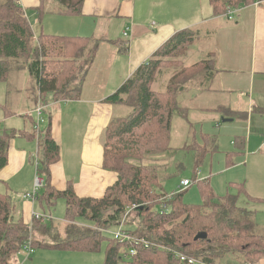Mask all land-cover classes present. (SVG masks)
Instances as JSON below:
<instances>
[{"label": "trees", "instance_id": "16d2710c", "mask_svg": "<svg viewBox=\"0 0 264 264\" xmlns=\"http://www.w3.org/2000/svg\"><path fill=\"white\" fill-rule=\"evenodd\" d=\"M84 1L40 0L35 10L41 17L52 12L48 4L53 2L57 4L55 12L78 16ZM209 1L215 15L227 16L230 9H238L234 13L237 14L262 0ZM36 28L20 0H0V83L7 84L9 96H26L34 112L27 116V129L0 128V172L8 164L12 139L22 136L35 141L36 152L28 159L36 164L44 185L34 200L47 209L64 200L67 226L65 237H60L56 228L48 225L53 220L50 213L40 214L49 217L48 224L44 223L48 226L37 224L45 220L35 216L36 224L25 223L21 201L6 186L0 191V264H12L13 257L23 252L26 244L34 249L93 253L104 242V264L123 261L129 249L137 251L131 256V264H190L181 260L180 254L207 264H259L264 258V228L258 225L263 199L246 196L242 183H230L236 191L218 195L208 179L198 177L192 180L200 185V203L184 201L190 187H179L170 197L165 191L166 182L185 168L179 151L171 145L173 119L184 112L179 96L194 84L208 86L215 77V52L202 45L197 48L203 31L193 27L177 31L115 93L105 98L106 102L124 104L132 110L125 116L114 117L102 133L104 168L116 172L118 179L102 198H96L79 197L73 183L65 190L53 186L51 166L60 160L61 152L52 134L48 106L53 101L81 97L100 39L47 34L42 29L37 32ZM111 41L119 44L121 51L129 49V42ZM194 46L201 54L196 60L191 55ZM165 71L168 76L162 80ZM26 74L29 81L22 86ZM9 105L0 104L7 117L17 114ZM38 107L43 110L37 116ZM245 138H236L237 152H244ZM203 139V144L191 142L197 166L217 149L214 137L205 135ZM150 155H166L169 162L150 166L145 161ZM128 210L130 218L126 224L136 228L128 229L131 240L122 242L113 237L111 229L120 225ZM78 218L100 227H80L76 224ZM36 227L42 230V238H35Z\"/></svg>", "mask_w": 264, "mask_h": 264}, {"label": "crops", "instance_id": "0c3cea01", "mask_svg": "<svg viewBox=\"0 0 264 264\" xmlns=\"http://www.w3.org/2000/svg\"><path fill=\"white\" fill-rule=\"evenodd\" d=\"M20 4L33 27L47 34L100 39L81 97L53 101L48 106L52 114V134L61 152L60 160L51 166L52 184L57 190H65L73 183L79 197L102 198L108 187L117 181L118 174L104 168L102 133L114 117L125 116L128 107L106 102L105 98L115 93L164 41L181 29L193 27L207 32L213 30V45L208 47L215 52L216 72L208 86L194 84L179 96L184 112L173 119L171 142L176 134L178 142H187V137L191 142L196 140L194 119L199 115L211 116L218 127L222 120L232 123L227 126L234 125L235 138L246 137V146L244 152L236 149L229 152V163L237 156H246L244 162L236 166L251 164L252 169L242 181L230 183H242L246 196L264 200V0L241 9L234 24L228 21H234L235 17L230 20L227 16L215 15L209 0H85L82 14L78 16L55 12L57 4L52 2L48 4L55 5L52 12L41 17L35 10L40 0H20ZM126 29L129 32L124 36ZM222 31L226 32L225 37ZM116 39L129 42V49L121 51L119 44L111 41ZM28 81L26 74L22 86ZM6 102L17 114L7 117L5 108L0 107V128L27 129L30 126L27 116L34 115L32 105L26 102V96H9L7 84L0 83V104ZM209 137L215 138V135ZM254 137L259 146L252 148ZM215 140L219 148V137ZM36 149L35 141L15 137L11 141L8 164L0 172V191L7 186L17 195L24 209L25 223L31 226L36 224L35 214L52 216V209L24 196L34 187L37 168L28 157L33 156ZM251 149L255 152L249 153ZM235 191L226 187L221 193L215 192L224 195ZM59 203L64 205L65 213L64 200L56 206ZM259 218L263 223L264 211L259 213ZM46 220L37 224L43 225ZM47 224L44 225L55 227L53 220ZM260 226L264 228V224ZM127 229L133 228L128 225ZM36 230V234H42L40 228ZM259 264H264V258Z\"/></svg>", "mask_w": 264, "mask_h": 264}, {"label": "rangeland", "instance_id": "374dc122", "mask_svg": "<svg viewBox=\"0 0 264 264\" xmlns=\"http://www.w3.org/2000/svg\"><path fill=\"white\" fill-rule=\"evenodd\" d=\"M59 5V4H58ZM55 6V5H54ZM53 4L48 5L49 9L54 8ZM235 20L234 21H227L231 24H234L236 18L238 17L237 14H234ZM38 32V29L36 28ZM203 36H201L200 40L198 41L197 48L199 46L208 47L210 44L213 45L212 36L215 35L213 30L212 32L207 33V30L203 29ZM222 37L226 36V32L222 31ZM35 41V40H34ZM195 48V46H194ZM193 49L191 55L193 54V60H196L201 57V54L197 53L199 49ZM168 74L166 71L164 72V77L162 80H165ZM157 87L158 86H154ZM9 107H12L9 105ZM13 108V107H12ZM131 107L128 106L127 114L131 112ZM126 114V115H127ZM193 117V114L191 115ZM211 116L207 115H199L198 118L194 119V122L197 125V133H196V140L203 144V135L212 136L215 135V138L218 139L219 137V148L215 151H211L204 159L203 163H200L198 166L196 164V155L195 151L193 150V143H191L190 138L187 137V142H178L179 135L176 134L172 140V146L179 151V156L182 159V162L185 165V168L179 172L174 177H171L165 185V191L170 193L179 189V184L181 180L187 179H194L198 177L199 180L209 179L210 184L215 188L216 192L222 191V189H226V187L232 189L230 187V181L237 182L242 181L243 177L246 172L252 169L251 164H241L236 166L237 163L244 162L246 159L245 157L237 156L232 160V164L229 163L228 160V153L234 151L236 148L234 142H236L235 138V131L234 125L227 126L228 124H232L230 122H224L222 120V125L217 126L214 120L211 119ZM177 127V125H175ZM175 133H177V128H175ZM247 139H250V136L246 135ZM184 143V144H183ZM251 146L252 148L259 146V142L256 137L251 139ZM259 151V148H258ZM250 152H255L254 149H251ZM247 153V154H249ZM246 154V151H245ZM146 163L150 166H160L162 164H166L169 162V158L166 155H150L148 157ZM173 163V159H171ZM144 163V161H143ZM185 202L191 203H199L202 202V191L200 185L198 183L193 184L185 193L184 195ZM264 211V206L263 210ZM128 216L130 214V210L127 212ZM52 218L53 223L55 225L56 231L59 232L60 237L64 236V230L67 226V222L64 219V205L59 203L55 208H52ZM130 217H128L129 219ZM261 219H258V225H263L260 223ZM127 223V220H126ZM76 224L80 227L90 228L92 230L96 229V227H100L93 222H88L82 218H78L76 220ZM129 225V224H128ZM126 224V228L128 226ZM134 230L136 228L135 225H129ZM117 227V226H116ZM261 227V226H260ZM262 228V227H261ZM111 229V234L113 233ZM105 234L112 236L110 233L106 232ZM35 238H42V234L39 236L38 234H34ZM106 245L107 243L104 242L101 246V249L96 252H85V251H67V250H47L43 248H35L34 253L32 255H28L26 252H20L13 257L12 264H104L105 254H106ZM132 261L131 257L125 256L123 261H119L117 264H131ZM230 264H235L234 261H229Z\"/></svg>", "mask_w": 264, "mask_h": 264}, {"label": "built area", "instance_id": "2783aa9c", "mask_svg": "<svg viewBox=\"0 0 264 264\" xmlns=\"http://www.w3.org/2000/svg\"><path fill=\"white\" fill-rule=\"evenodd\" d=\"M238 11V9L232 10L230 9L227 12V16L229 19L233 18V14L236 13ZM128 34V30L126 29L124 31V36H127ZM43 107H38L37 109H35V113L38 115H40L42 113ZM264 146V145H263ZM263 151H264V147H263ZM194 184L193 180L190 179H183L181 180L180 186L182 189H187L189 187H191ZM44 185V178L39 175L38 173L36 174L35 177V181H34V187L32 192L27 193L25 196V198H31V199H35L38 195V193H40V191L42 190ZM172 194H169L168 197H170ZM37 218H44V220L49 219V217H42L40 214H35L34 215ZM128 218V214L126 213L125 216L123 217L120 225L114 230L112 231V235L115 239L119 240V241H129L131 240V235L128 233V229L126 228V220ZM23 251L26 252L28 255H32L34 253V248L31 246V244H26L23 247ZM137 253V251L135 249H129L128 253H127V257H131L133 255H135ZM180 258L181 260L187 261L190 264H207L206 262H202L199 261V259L195 258V257H191V256H187V255H183L180 254Z\"/></svg>", "mask_w": 264, "mask_h": 264}, {"label": "water", "instance_id": "95a60500", "mask_svg": "<svg viewBox=\"0 0 264 264\" xmlns=\"http://www.w3.org/2000/svg\"><path fill=\"white\" fill-rule=\"evenodd\" d=\"M227 121V120H226Z\"/></svg>", "mask_w": 264, "mask_h": 264}]
</instances>
